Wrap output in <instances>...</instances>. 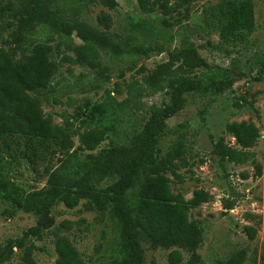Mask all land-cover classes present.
Segmentation results:
<instances>
[{
  "label": "rangeland",
  "instance_id": "obj_1",
  "mask_svg": "<svg viewBox=\"0 0 264 264\" xmlns=\"http://www.w3.org/2000/svg\"><path fill=\"white\" fill-rule=\"evenodd\" d=\"M164 0H57L66 20L80 21L106 33L119 42V59L103 53L95 67L79 62L77 49L91 42L70 36L35 30L36 43L50 47V57L59 69L43 90L42 108L56 125H69L74 148L80 160L97 155L111 145H126L142 129L151 107L169 102L167 88L148 90L144 80L169 60L182 37L197 47L207 67L196 69L190 78L201 89L186 95L187 106L168 121L159 141L163 156L175 144L184 153L175 168L181 180L170 172L172 194L185 200L202 190L211 200L189 210V221L198 228L196 247L183 244L168 246L143 241L145 264H171L170 254L178 252L176 264H222L232 255L244 251L241 264H264V70L261 80L253 76L264 67V0H170L165 14ZM0 0V29L6 42L0 47L10 52L16 62L24 61L31 47L17 46L9 38L16 21ZM237 8L252 13L251 31H222L226 12ZM224 83L222 91L217 87ZM207 89L204 91L203 89ZM254 124L259 137L251 148H242L226 125ZM100 128L106 139L94 150L79 148V133ZM234 153L220 156L218 151ZM185 162V164H183ZM53 165H58L57 158ZM44 164L34 170L23 162H7L4 175L17 186V195L47 188V175L40 177ZM114 182L109 177L95 187L102 190ZM52 218L53 225L40 240L23 237L39 221ZM112 222L108 210L83 197L74 208L55 204L45 215L36 216L0 196V264H22L25 246L33 244V264H55L57 236H65L81 255L84 264H107L121 255L112 243ZM193 253L199 262L192 260Z\"/></svg>",
  "mask_w": 264,
  "mask_h": 264
},
{
  "label": "trees",
  "instance_id": "obj_2",
  "mask_svg": "<svg viewBox=\"0 0 264 264\" xmlns=\"http://www.w3.org/2000/svg\"><path fill=\"white\" fill-rule=\"evenodd\" d=\"M57 0H7L5 12L16 21L9 38L17 46L31 47V53L22 62H16L10 52L0 47V196L22 211L36 216L45 215L55 204L67 208L76 207L80 199L90 197L94 204L108 210L112 222V244L120 248L121 255L107 264H145L143 241L168 246L183 244L196 247L198 228L189 221V210L211 200L202 191L193 192L185 200L180 194L170 191V172L181 180L175 168L181 163L184 153L182 144L173 145L165 155H160L159 141L165 134L168 121L187 106L190 92L201 85L190 78L196 69L207 67L197 47L188 37H182L177 49L170 53L167 62L160 64L154 73L144 80L148 90H159L164 84L169 102L162 107H151L150 116L141 130L136 131L126 145H111L97 155H88L80 160L69 125L54 124L51 116L43 112V90L59 69V63L50 57V47L32 39L35 30L70 36L73 33L82 41L91 42L87 49H77L79 62L66 57L75 64L95 67L101 53L119 59L122 48L110 35L80 21L66 20L62 9L55 7ZM170 0H164L165 14L170 12ZM226 18L222 31L234 33L251 31L253 26L250 11L230 8L220 9ZM6 42L1 34L0 43ZM254 80H261V71ZM224 83L217 87L222 91ZM206 91L207 89H203ZM242 148H251L259 137L257 127L250 123L226 125ZM106 139L100 128H88L79 133V148L94 151ZM234 151L222 150L217 154L229 157ZM57 158L58 165H53ZM34 170L39 162L44 164L40 177L47 175V188L17 195V186L4 175L7 162H23ZM185 164V162H183ZM114 182L102 190H96L106 178ZM53 225L52 218L38 222L22 240L32 237L40 240ZM55 264H84V261L65 236H57ZM33 244L25 246L22 264H33ZM181 259L178 252L170 254V263ZM244 251L232 255L222 264H241ZM192 260L199 262L193 253Z\"/></svg>",
  "mask_w": 264,
  "mask_h": 264
}]
</instances>
